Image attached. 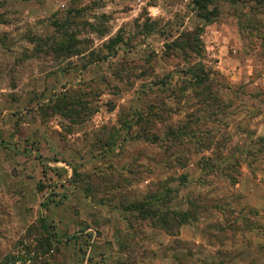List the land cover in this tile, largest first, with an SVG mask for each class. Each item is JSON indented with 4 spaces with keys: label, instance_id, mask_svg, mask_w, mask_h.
Masks as SVG:
<instances>
[{
    "label": "rangeland",
    "instance_id": "374dc122",
    "mask_svg": "<svg viewBox=\"0 0 264 264\" xmlns=\"http://www.w3.org/2000/svg\"><path fill=\"white\" fill-rule=\"evenodd\" d=\"M195 33L198 56L173 45ZM198 65L211 115L183 82ZM152 196L195 221L170 236L125 210ZM15 256L264 264V0H0V264Z\"/></svg>",
    "mask_w": 264,
    "mask_h": 264
},
{
    "label": "trees",
    "instance_id": "16d2710c",
    "mask_svg": "<svg viewBox=\"0 0 264 264\" xmlns=\"http://www.w3.org/2000/svg\"><path fill=\"white\" fill-rule=\"evenodd\" d=\"M213 1L215 0H193V3L197 7L198 10L207 11L208 6L211 5ZM206 17H209V16L207 15ZM198 38L199 37H196V33L188 34V35L184 34L182 37L178 38V41L173 42V45H176V47H178V50H181V51H182V48L184 47L189 52H191L193 55L198 56L200 54V51L197 52V47H200L198 45L199 43ZM119 40L120 39L116 37L114 39H111L109 43L113 45V44L118 43ZM72 43L78 44L80 42L76 41L75 39V40H71L69 45L65 43H59V45L56 44L52 52L58 53L59 57H62V56L70 57L71 54L77 55L78 52L76 50V47L73 46ZM92 59L93 60L91 62L105 61L106 57H94L93 56ZM183 75H184L183 78H186V79H183V82H185V84L188 87L189 86L192 87V90L194 92L193 97H194L196 105H200L203 111L209 112L208 115H211L212 111L215 108H216L215 111H219V108L223 106L224 104H223L221 97H219L218 95V91L214 89L213 73L211 71H207L202 65H198L195 68H193V71L192 69H189L186 73L183 71ZM161 84L164 87L166 86L167 88V85L165 84V82L161 81ZM55 102H56V99L54 103ZM57 102L59 103V100ZM178 128H180L181 131H179ZM187 128L189 127L178 126L175 130H172L174 128L169 127L164 132V134L167 137L166 141L170 142V140H172L173 138L174 140L179 139L178 134H184V135L189 134L187 131ZM177 129H178V132L176 131ZM193 144L199 145L200 147L204 146V145H200L201 141L199 140H193ZM207 146H209V144ZM210 168H212V166H210ZM153 198L155 197L152 196L148 200L136 201L135 203L128 204L126 205L125 210L133 211L136 213H144L142 219H146L150 217L151 221L154 222L153 223L154 226H158L159 229L163 230L166 234L170 236H174L177 230L179 229V227L195 221V216H196L195 212L191 210H187L186 213L181 214L173 210L171 211L169 210L167 211V209L161 210V208L164 207V204L161 202V199L158 200V199H153ZM155 204H156V207H154ZM153 207L157 209H154Z\"/></svg>",
    "mask_w": 264,
    "mask_h": 264
},
{
    "label": "built area",
    "instance_id": "2783aa9c",
    "mask_svg": "<svg viewBox=\"0 0 264 264\" xmlns=\"http://www.w3.org/2000/svg\"><path fill=\"white\" fill-rule=\"evenodd\" d=\"M29 262L30 261H27L26 263L29 264ZM9 264H21V261L19 260V257L15 256L14 257V262L13 263H9Z\"/></svg>",
    "mask_w": 264,
    "mask_h": 264
}]
</instances>
